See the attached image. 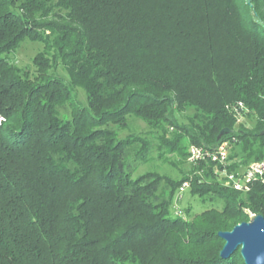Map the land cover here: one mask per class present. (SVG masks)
<instances>
[{"label": "trees", "instance_id": "1", "mask_svg": "<svg viewBox=\"0 0 264 264\" xmlns=\"http://www.w3.org/2000/svg\"><path fill=\"white\" fill-rule=\"evenodd\" d=\"M27 38L46 46L34 78L8 60ZM129 116L156 141L118 136ZM224 141L230 171L264 160V0H0V264H245L218 233L264 215V182L238 191L212 160L167 177L168 195L135 176ZM186 180L221 207L173 214Z\"/></svg>", "mask_w": 264, "mask_h": 264}, {"label": "rangeland", "instance_id": "2", "mask_svg": "<svg viewBox=\"0 0 264 264\" xmlns=\"http://www.w3.org/2000/svg\"><path fill=\"white\" fill-rule=\"evenodd\" d=\"M45 48L46 46L44 43L39 41H33L27 38L24 41H22L21 44L8 55V60L14 66V68H16L19 71L21 75L23 76L30 75L31 78H34L36 75H38V69L34 63L35 57L39 53L44 51ZM49 51L51 52L49 53L50 55H52V52H54L53 49H50ZM49 56H46V59L51 60L52 57ZM50 72L55 75L63 77L66 81L69 80L66 70L61 65H59L55 69L51 68ZM74 94L77 95L79 100L86 103V92L84 90L75 87ZM192 114L193 111L191 109H188L186 112L179 115V120L181 122L186 123L188 122L187 116ZM63 116L67 117L66 115ZM249 124L252 125V122L249 121ZM114 128L116 129L118 136H127L129 134L136 133L143 137L146 136V138L152 142L156 141L154 138L155 137L154 135L156 134L155 130L151 129L150 126L141 117L138 116H129V118L127 119V124L124 128L119 129L117 126H114ZM192 165L193 164L190 163L188 159L186 160V158L183 159L181 157H177L176 155H164L162 158H158V153L156 152L154 153V159H152L151 162L149 163L141 165L137 169L135 176H140L142 174L151 171L155 172L160 176H164L165 180H163L162 183L163 185H165L164 186L165 195H168L171 189L170 187L166 186L167 185L166 178L169 177L175 180L182 179L186 175V173L190 171ZM177 193L178 191L176 192L175 198L177 197ZM212 194L215 196L214 193ZM222 203L223 201H221L220 198L217 197L215 201H211L209 199L204 201V199H202L200 195L192 192L190 185L189 188H187L186 191L184 192L183 198L178 202V205L184 209L185 217L188 218V212L186 210L188 208H190L191 213L194 214L198 212L200 213L203 210H207L208 208L213 206L221 207ZM174 204L175 202L173 203L172 206L173 214H175ZM254 216H255L254 212L247 211L246 220L239 221L237 224L243 221H251ZM238 264H242V263L239 262Z\"/></svg>", "mask_w": 264, "mask_h": 264}, {"label": "built area", "instance_id": "3", "mask_svg": "<svg viewBox=\"0 0 264 264\" xmlns=\"http://www.w3.org/2000/svg\"><path fill=\"white\" fill-rule=\"evenodd\" d=\"M229 108L234 112L237 122H241L244 117V111L246 110L245 104L240 101L235 104L229 105ZM204 160H212L222 166L219 173L226 177V183L232 188L247 192L251 189L253 182H264V160L252 162L242 171H230L228 169L229 161V142H221L218 146L211 149L199 145H191L189 148L188 161L192 164L199 163ZM190 181L186 180L179 187L177 197L174 202L175 214L181 217H185L184 210L178 205V202L182 200L183 194L190 186Z\"/></svg>", "mask_w": 264, "mask_h": 264}, {"label": "water", "instance_id": "4", "mask_svg": "<svg viewBox=\"0 0 264 264\" xmlns=\"http://www.w3.org/2000/svg\"><path fill=\"white\" fill-rule=\"evenodd\" d=\"M225 128L218 138L230 133ZM218 235L225 241L220 251L222 258L230 257L240 249L245 264H264V215L255 214L251 221H243L231 230L220 231Z\"/></svg>", "mask_w": 264, "mask_h": 264}]
</instances>
